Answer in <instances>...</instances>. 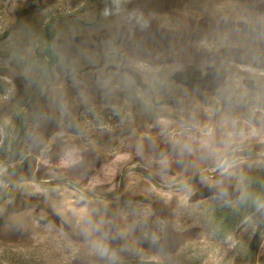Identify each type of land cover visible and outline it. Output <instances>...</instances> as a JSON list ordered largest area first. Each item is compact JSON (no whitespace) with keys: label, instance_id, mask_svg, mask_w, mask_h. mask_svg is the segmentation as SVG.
Returning a JSON list of instances; mask_svg holds the SVG:
<instances>
[{"label":"rangeland","instance_id":"rangeland-1","mask_svg":"<svg viewBox=\"0 0 264 264\" xmlns=\"http://www.w3.org/2000/svg\"><path fill=\"white\" fill-rule=\"evenodd\" d=\"M209 139L231 157L220 184L184 147ZM71 147V171L37 163ZM261 167L264 0H0V264H264ZM32 186L82 192L103 227Z\"/></svg>","mask_w":264,"mask_h":264},{"label":"clouds","instance_id":"clouds-1","mask_svg":"<svg viewBox=\"0 0 264 264\" xmlns=\"http://www.w3.org/2000/svg\"><path fill=\"white\" fill-rule=\"evenodd\" d=\"M107 14V13H105ZM141 23L146 26L148 21L140 17ZM50 143L45 144L41 157H46V154L51 151ZM179 143V141H178ZM187 147V154L198 161V167L201 169V175L206 176V182L208 184H220L223 181L216 178L218 172V166L223 167L231 157L225 150L218 145L214 140L209 139L204 143H197L194 147ZM201 153H207L208 159L201 160ZM84 162V156L79 148L71 147L63 150V155L59 156L55 161L49 158H38L37 163L44 165L48 168L60 169L63 171H71L76 167L80 166ZM173 159L169 155H165L162 158L153 161L161 169L168 168L172 163ZM227 171V169H225ZM221 177L224 176L223 172H219ZM181 187L174 193L170 194L169 199L175 196L176 200L181 206H187L189 196L191 195V188L187 186V180H181ZM35 193H40L48 198L50 201V212L51 214L62 217L67 223L72 225L74 228L81 229L84 232H93L103 227L104 221L101 218L100 221L94 219L96 212L98 211L95 207H83L81 202L85 200V196L82 192L74 191L69 192L66 188L53 187L48 189H41L36 186H32ZM88 188L91 185L87 186ZM31 216V213L26 214ZM45 219V215L42 213L39 216V220ZM35 227H39L37 220H32Z\"/></svg>","mask_w":264,"mask_h":264},{"label":"trees","instance_id":"trees-1","mask_svg":"<svg viewBox=\"0 0 264 264\" xmlns=\"http://www.w3.org/2000/svg\"><path fill=\"white\" fill-rule=\"evenodd\" d=\"M52 35L48 30V26L46 29V41H47V48H46V55L48 57V59L50 60V64H55L57 62V58L54 55V53L51 50V45H52ZM261 173H264V167H261ZM238 192H239V196H238V202L237 204L231 206V209H236V211L240 212V214H242L243 216H245L248 212V205H247V191L245 189H241L238 186ZM254 204L257 205H261L264 203V180L260 183L259 188L254 192Z\"/></svg>","mask_w":264,"mask_h":264}]
</instances>
